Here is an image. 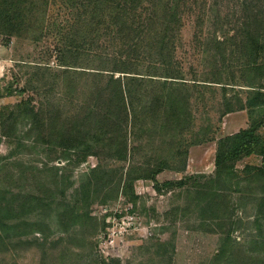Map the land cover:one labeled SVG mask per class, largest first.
I'll return each instance as SVG.
<instances>
[{
  "label": "rangeland",
  "instance_id": "1",
  "mask_svg": "<svg viewBox=\"0 0 264 264\" xmlns=\"http://www.w3.org/2000/svg\"><path fill=\"white\" fill-rule=\"evenodd\" d=\"M173 3L179 12L161 10ZM26 4L30 32L0 33V218L18 226L0 225V264H264L252 173L264 169V105L249 107L264 93V23L249 25L264 20V0ZM57 59L79 72L59 74ZM173 67L172 126L150 114L127 123L105 97ZM159 80L144 79L136 106H151ZM225 101L244 109L225 115ZM250 125L253 154L227 177L217 144Z\"/></svg>",
  "mask_w": 264,
  "mask_h": 264
},
{
  "label": "trees",
  "instance_id": "2",
  "mask_svg": "<svg viewBox=\"0 0 264 264\" xmlns=\"http://www.w3.org/2000/svg\"><path fill=\"white\" fill-rule=\"evenodd\" d=\"M27 0H0V33L10 35L13 37H16L17 39L20 38L22 35H25L26 33H29L31 28L33 27L31 22H34V17H33V12H32V6L31 4L29 6L24 7L23 4L26 3ZM173 1V0H170ZM104 3V2H103ZM245 6V4H244ZM159 7V4H158ZM161 10H165L166 12L168 11H173V12H179V7L177 4H171L167 6H162ZM170 13V12H168ZM31 17V18H30ZM33 19V20H32ZM252 20L254 21H259L261 20V23H264V20L261 18V16H254L251 17V21L249 20V25L253 26ZM36 22V20H35ZM28 23V24H27ZM170 26V31H169V38L170 40L174 39L175 34L173 33L174 27H175V19H173V23L169 24ZM93 29V28H92ZM251 37H249L250 39ZM253 44H256V40L254 38L251 39ZM165 52V51H163ZM57 53L61 55V51H53V54ZM63 54V53H62ZM64 56L61 58L63 59ZM58 64L61 67V72L59 74H62L64 76H70L72 74L71 71H76L72 70L71 67L75 66H70L66 64V62H60L57 59ZM38 70H45L44 67L41 68L42 66H36ZM50 69H53L49 67ZM58 69V68H57ZM158 71H160V68H155ZM79 72V71H76ZM80 72H85L86 71H80ZM97 74L95 75L98 78H105L104 75L107 74H101V73H94ZM47 76V75H46ZM114 76V75H113ZM156 78V79H155ZM110 81L115 82V83H120V80H114V77H109ZM144 79H148L153 83V81L157 80L160 81L159 79H165L161 86H163L160 89V92L157 91V93H161L159 96L155 95L153 103L151 104L150 107H145V106H136L137 103L139 102V97L142 94V86L146 83ZM182 78L180 75H178L173 67V69L170 68H164L161 72H157L155 75H149V76H143V77H132V79H129L130 86L128 90L123 91L122 87L119 86V91L116 93H112V96L115 97V99H109L107 95L105 97L108 98L110 105L115 106V107H123V111L125 113V117L128 123L129 118L131 119V122L135 123L137 118L141 116H147L150 114L152 118H155L156 120L158 119H163V121L167 122L172 126L171 124L175 123V118H177L179 111L181 110L180 107V102L178 100V88L181 87V85H178V87H174L176 85L175 83H178V81H181ZM143 82V83H142ZM207 82V81H206ZM157 83V82H156ZM182 83V82H181ZM211 83V82H209ZM169 85L170 89L169 91H165L164 86ZM226 87H222V92H226ZM11 87L7 88V91H10ZM0 95H2V91L0 90ZM249 107L250 108H255V107H261L264 105V93H261L259 91H253V97L249 100ZM225 104L229 107L227 112H224L225 115L228 113H232L235 111H239L244 109V105H239L236 107H233V103H230L228 101H225ZM108 109H111L108 107ZM170 118L171 122H170ZM179 123V121H178ZM180 126V125H178ZM257 129L254 125H250L248 129L241 130L238 134L223 138L219 140L217 144V155H216V167L218 168V172L220 170H224L225 172L227 171L226 176L230 177L232 171L234 172V162L237 161L239 158H242L244 156H249L253 154L249 148L252 150V147L255 146L254 141H251L252 137H255ZM261 154L263 155L264 159V147L262 148ZM228 161H231V165L233 166H228V168H225V165ZM4 169V166H2V170ZM249 169V168H248ZM1 170V168H0ZM255 177H259L261 181L263 182V191L260 196L261 199H264V169H254L252 172ZM155 178V173L152 174L151 179L154 180ZM2 205H0V209L2 210L3 203L2 200L0 202ZM25 205V204H24ZM5 212V210H4ZM3 213L2 217L0 218V225L4 228L6 231H11L12 229L18 227L16 226L15 223H10L8 222L9 220H6V216ZM4 239L1 238L0 242L2 244H5Z\"/></svg>",
  "mask_w": 264,
  "mask_h": 264
}]
</instances>
